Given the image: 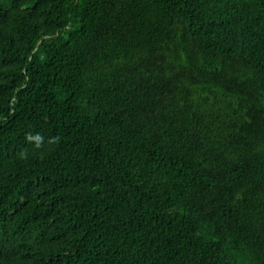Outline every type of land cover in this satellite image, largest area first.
<instances>
[{
  "label": "trees",
  "instance_id": "obj_1",
  "mask_svg": "<svg viewBox=\"0 0 264 264\" xmlns=\"http://www.w3.org/2000/svg\"><path fill=\"white\" fill-rule=\"evenodd\" d=\"M0 264H264V0H0Z\"/></svg>",
  "mask_w": 264,
  "mask_h": 264
}]
</instances>
